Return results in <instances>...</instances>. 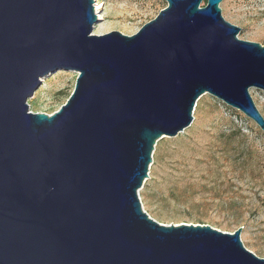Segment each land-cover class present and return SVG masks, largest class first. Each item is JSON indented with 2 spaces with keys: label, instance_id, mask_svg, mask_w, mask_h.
I'll use <instances>...</instances> for the list:
<instances>
[{
  "label": "water",
  "instance_id": "obj_1",
  "mask_svg": "<svg viewBox=\"0 0 264 264\" xmlns=\"http://www.w3.org/2000/svg\"><path fill=\"white\" fill-rule=\"evenodd\" d=\"M137 33L94 35V0H0V264H264L242 228L163 225L139 191L155 147L209 95L264 118V46L238 39L223 0H164ZM204 3V4H203ZM74 72L52 115L28 100Z\"/></svg>",
  "mask_w": 264,
  "mask_h": 264
},
{
  "label": "rangeland",
  "instance_id": "obj_2",
  "mask_svg": "<svg viewBox=\"0 0 264 264\" xmlns=\"http://www.w3.org/2000/svg\"><path fill=\"white\" fill-rule=\"evenodd\" d=\"M94 2L102 18L94 35L132 36L167 5L164 0ZM219 8L222 18L240 29L238 39L264 46V0H223ZM76 76L57 71L43 78L28 100L30 112H57ZM249 93L264 118V92ZM258 131L240 112L202 96L191 126L158 141L139 191L144 212L163 225H209L226 233L242 228L244 248L264 259V138Z\"/></svg>",
  "mask_w": 264,
  "mask_h": 264
},
{
  "label": "bare ground",
  "instance_id": "obj_3",
  "mask_svg": "<svg viewBox=\"0 0 264 264\" xmlns=\"http://www.w3.org/2000/svg\"><path fill=\"white\" fill-rule=\"evenodd\" d=\"M94 1H95V0H94ZM94 8H95V11H96V15H97V19H98V21H101L102 18H101V15H100L99 7L95 4V5H94Z\"/></svg>",
  "mask_w": 264,
  "mask_h": 264
},
{
  "label": "trees",
  "instance_id": "obj_4",
  "mask_svg": "<svg viewBox=\"0 0 264 264\" xmlns=\"http://www.w3.org/2000/svg\"><path fill=\"white\" fill-rule=\"evenodd\" d=\"M238 132H240V131L238 130ZM258 133H259V135H260L261 137L264 138V134H263L260 130L258 131Z\"/></svg>",
  "mask_w": 264,
  "mask_h": 264
}]
</instances>
